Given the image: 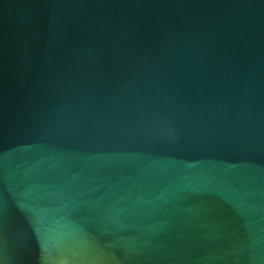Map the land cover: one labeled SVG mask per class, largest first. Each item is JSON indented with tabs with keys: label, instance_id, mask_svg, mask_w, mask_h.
Here are the masks:
<instances>
[{
	"label": "water",
	"instance_id": "95a60500",
	"mask_svg": "<svg viewBox=\"0 0 264 264\" xmlns=\"http://www.w3.org/2000/svg\"><path fill=\"white\" fill-rule=\"evenodd\" d=\"M0 264H264V0H0Z\"/></svg>",
	"mask_w": 264,
	"mask_h": 264
}]
</instances>
